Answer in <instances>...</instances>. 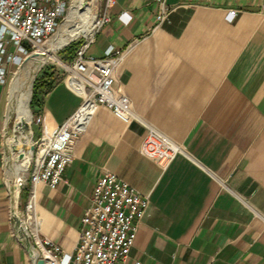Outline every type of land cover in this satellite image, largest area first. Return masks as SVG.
Segmentation results:
<instances>
[{
    "label": "crops",
    "instance_id": "obj_1",
    "mask_svg": "<svg viewBox=\"0 0 264 264\" xmlns=\"http://www.w3.org/2000/svg\"><path fill=\"white\" fill-rule=\"evenodd\" d=\"M161 7L167 16L156 24ZM109 15L87 53L120 50L115 87L132 118L94 108L65 181L35 186L37 235L72 253L93 186L108 171L149 198L116 264H264V0H112ZM16 67L7 65L8 77ZM9 97L0 84V264H34L38 254L15 237L8 212L13 200L21 210L29 191L27 176L11 195ZM40 97L32 116L46 135L82 102L62 80ZM147 126L182 149L164 169L140 153Z\"/></svg>",
    "mask_w": 264,
    "mask_h": 264
},
{
    "label": "built area",
    "instance_id": "obj_2",
    "mask_svg": "<svg viewBox=\"0 0 264 264\" xmlns=\"http://www.w3.org/2000/svg\"><path fill=\"white\" fill-rule=\"evenodd\" d=\"M112 0H104L95 17L92 34L85 37L67 63H61L64 81L81 95L82 102L52 135H46L40 115L31 116L30 125L40 126L37 138L30 136L31 158L26 168L29 191L24 207L19 210L13 200L9 216L17 221L15 237L31 241L45 264H116L125 260L134 244L137 223L146 213L149 198L120 179L105 171L95 182L80 218L78 244L70 254L61 247L37 235L35 186L45 183L54 188L64 182L63 174L73 159V147L96 106H102L124 122L132 118L128 97L117 87L116 73L121 60L119 49L108 46L102 56L87 53L97 31L110 20ZM68 0H0V84L8 79L9 63L20 67L31 58L58 29L67 14ZM231 19L235 15L231 11ZM167 16L161 7L155 16L159 24ZM11 46L12 51L7 48ZM68 80V81H67ZM182 149L151 126L145 128L140 153L166 168ZM10 154L17 156L16 150ZM22 183V182H21ZM21 184L12 190L14 196ZM135 264H138L137 262Z\"/></svg>",
    "mask_w": 264,
    "mask_h": 264
},
{
    "label": "rangeland",
    "instance_id": "obj_3",
    "mask_svg": "<svg viewBox=\"0 0 264 264\" xmlns=\"http://www.w3.org/2000/svg\"><path fill=\"white\" fill-rule=\"evenodd\" d=\"M69 1V8L67 11V14L65 17L61 20L58 29L56 32L42 45L39 46V48L36 50L37 53H40L42 49H47L53 55L56 59H58L61 63H67L69 60L66 59V51L65 50L70 44L73 43H82L85 39L84 35H78L68 41L66 45L60 46L59 49L55 47V42L57 37L62 33L64 37L68 36V32L65 31L67 29L68 31L73 28H75L76 24H82L83 23V17L77 16V15H68L70 6L76 3V0H68ZM87 5L90 7L89 14L90 15H96L98 13L99 7L103 4L104 0H84ZM82 22V23H81ZM76 51V49H75ZM47 70L49 76V81L52 82V85L55 84L58 80H62L64 78V71L61 67V64L57 62L56 60H53L52 58L48 57L47 55L41 56V57H31L27 59L20 67H16L15 71L9 74L7 85L9 89V129L11 130L10 134L14 135L18 139H22L21 133L15 129V123L17 119V103H18V97L19 95L25 93L27 90H29V100L27 103V109L29 110V113L32 115V111L29 107L31 98H32V91H33V84L36 79V77L41 73L42 70ZM32 129L35 131L36 127L32 125ZM26 134H29V131L24 132ZM15 147V146H13ZM16 149V148H15ZM28 145H24L22 150H16L17 156L14 157L13 154L8 155V168L11 173V175L14 174L15 177V183L18 184V175L20 172H23V177H27L28 174L25 171H21V168H23V160L24 158H28L30 161V153H27ZM21 154L23 156H21ZM29 163V162H28ZM25 172V173H24Z\"/></svg>",
    "mask_w": 264,
    "mask_h": 264
},
{
    "label": "bare ground",
    "instance_id": "obj_4",
    "mask_svg": "<svg viewBox=\"0 0 264 264\" xmlns=\"http://www.w3.org/2000/svg\"><path fill=\"white\" fill-rule=\"evenodd\" d=\"M89 11H90V7L89 5L86 4V2H84V0H76V3L70 6L68 15L69 16L70 15L82 16L84 20H83V23L81 22L82 24H76L75 28H73L72 30L70 29L68 31L67 29H65V31L68 32L67 37H64L62 33L57 37L56 42H55V47L57 49H59L60 46L62 47V45L64 46L68 41H70L71 39H73L74 37L80 34L84 35L85 37H89L92 34L94 26H95L96 15H90ZM44 55H47L53 60H56L57 62H59V60L56 59L53 55H51V53L47 49H42L40 53H35L31 57H41ZM29 93H30L29 90H27L25 93L19 95L17 99L18 100V103H17L18 115H17V119H16V123L14 127L16 130H18L21 133L22 139H18L14 135H10L8 143L10 146L12 145L15 146L16 149L14 150H19V151L22 150L24 145H28L27 153L28 154L30 153V158H31L30 136L29 134L24 133L25 123H29L31 120V114L29 113V110L27 109ZM21 156L23 155L21 154ZM28 162H30L28 158H24L23 168H21V171L26 170L28 166ZM23 175H24L23 172H20V174L18 175V182H17L18 184L15 183L16 187L23 180Z\"/></svg>",
    "mask_w": 264,
    "mask_h": 264
},
{
    "label": "trees",
    "instance_id": "obj_5",
    "mask_svg": "<svg viewBox=\"0 0 264 264\" xmlns=\"http://www.w3.org/2000/svg\"><path fill=\"white\" fill-rule=\"evenodd\" d=\"M79 46V43H73L70 44L65 50L66 51V59L71 60L73 58V54L75 52V49ZM49 74L47 70H42L41 73L36 77L34 84H33V91H32V98L30 102V109L31 111H35V109H38L41 107V93L43 90L48 91L52 87V82L49 81Z\"/></svg>",
    "mask_w": 264,
    "mask_h": 264
},
{
    "label": "water",
    "instance_id": "obj_6",
    "mask_svg": "<svg viewBox=\"0 0 264 264\" xmlns=\"http://www.w3.org/2000/svg\"><path fill=\"white\" fill-rule=\"evenodd\" d=\"M66 45V44H65ZM32 116V115H31ZM30 130V123H25V126H24V132H26V131H29ZM14 149H15V147H14ZM32 149V148H31ZM34 264H45V261H44V259L43 258H37L36 260H35V263Z\"/></svg>",
    "mask_w": 264,
    "mask_h": 264
}]
</instances>
